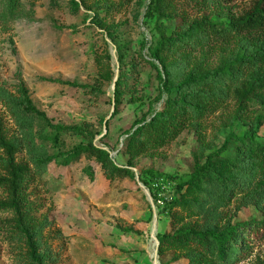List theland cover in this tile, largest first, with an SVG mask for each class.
<instances>
[{
	"label": "rangeland",
	"instance_id": "obj_1",
	"mask_svg": "<svg viewBox=\"0 0 264 264\" xmlns=\"http://www.w3.org/2000/svg\"><path fill=\"white\" fill-rule=\"evenodd\" d=\"M154 1L19 0L18 13L8 20L0 1V93L18 99L24 86L33 105L45 114V119L25 115L28 119L19 122L0 98L7 138L20 143L17 161L28 164L33 175L26 194L46 245L40 250L41 262L27 261V245L3 228L13 215L0 211V264H161L158 234L200 221L209 207L206 199L200 205L191 203L192 213L167 207L177 182L219 151L230 134L242 137L253 129L255 117L264 119L263 102L252 101L242 112L239 102L230 100L170 144L131 158L127 138L175 97L165 89L162 65L150 57L161 32L174 36L183 13L190 21L208 17L220 23L228 14L239 16L249 9V4L234 3L224 14L195 12L180 0H169L178 17L159 21ZM211 45L204 49V66L211 69L241 50L238 44ZM106 50L113 81L99 78L95 64L96 52ZM203 55L195 52L186 71L201 63ZM123 75L129 89L116 109L114 83ZM50 125L86 135L61 133ZM256 141L264 144V126ZM90 143L110 155L108 173L95 156L79 154V147ZM236 147L232 141L224 155L234 157ZM152 171L178 181H152ZM245 195L219 208L221 229L234 221L262 219L259 202L250 203ZM6 199L0 189V200ZM243 241L250 246L249 254L234 264H264V228Z\"/></svg>",
	"mask_w": 264,
	"mask_h": 264
},
{
	"label": "trees",
	"instance_id": "obj_2",
	"mask_svg": "<svg viewBox=\"0 0 264 264\" xmlns=\"http://www.w3.org/2000/svg\"><path fill=\"white\" fill-rule=\"evenodd\" d=\"M0 1L4 3L5 20L18 13L19 0ZM180 1L195 12L215 11L224 14L234 3L249 4V9L239 16L228 14L220 23L208 17L190 21L189 15L183 13L178 26L180 29L175 31L174 36L161 32L156 46L150 50V57L162 65L165 89L175 94V97L166 101L162 111H154L150 122L127 138L126 150L133 159L175 141L186 128L225 107L230 100L238 101L242 112L248 110L252 101L264 103V0ZM73 2L78 5L76 1ZM168 3L169 0L154 1L153 7L159 21L178 17L173 15ZM212 43L227 46L238 44L241 47L240 54L233 59L222 60L216 68H206L204 62L208 55L204 49L210 48ZM199 51L204 53L202 62L186 71L188 61ZM95 64L99 78L114 80L115 74L107 50L96 52ZM114 85V105L118 109L129 89L126 76H120ZM6 94L0 93V98L6 100L5 104L17 121L20 122L25 115L45 119V114L33 105L24 86L19 89L18 99ZM262 117H255L253 129L244 136L230 134L224 146L208 155L203 164H197L194 173L185 180L177 182L178 179L170 175L153 171L149 173L152 181L159 178L164 184L177 182L176 195L167 207L178 206L192 213L191 203L200 205L203 199L209 202L200 221L158 234L161 264H174L181 258L188 260V264H234L249 254L250 246L243 239H249L250 235L264 228V144L256 141L264 126ZM50 126L61 133L86 135L80 129ZM232 141L237 144L235 156L228 157L224 154ZM20 148V143L7 138L0 120V150L3 152L0 167L4 174L0 175V189L7 194L6 200H0V211L13 215L12 220L3 223V228L27 245V261L41 262L40 250L46 246L42 240L43 228L31 216L26 191L33 175L28 164L17 161ZM78 151L79 154L95 156L103 169L107 173L110 171V155L105 150L90 143L80 146ZM238 194H246L245 199L250 203L259 202L262 219L234 221L221 229L219 222L222 218L218 210L227 206ZM175 216L176 212L173 213ZM177 220H180V216Z\"/></svg>",
	"mask_w": 264,
	"mask_h": 264
}]
</instances>
